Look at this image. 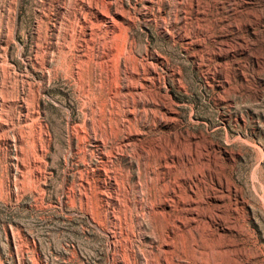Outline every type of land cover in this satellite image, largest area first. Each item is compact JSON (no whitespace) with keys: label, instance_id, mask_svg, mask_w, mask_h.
<instances>
[{"label":"rangeland","instance_id":"obj_1","mask_svg":"<svg viewBox=\"0 0 264 264\" xmlns=\"http://www.w3.org/2000/svg\"><path fill=\"white\" fill-rule=\"evenodd\" d=\"M0 264H264V0H0Z\"/></svg>","mask_w":264,"mask_h":264}]
</instances>
